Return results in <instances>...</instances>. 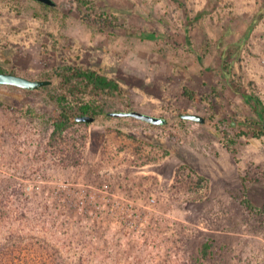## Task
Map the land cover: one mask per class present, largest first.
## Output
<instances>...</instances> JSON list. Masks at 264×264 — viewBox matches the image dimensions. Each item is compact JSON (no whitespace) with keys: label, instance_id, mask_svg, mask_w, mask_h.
Masks as SVG:
<instances>
[{"label":"rangeland","instance_id":"1","mask_svg":"<svg viewBox=\"0 0 264 264\" xmlns=\"http://www.w3.org/2000/svg\"><path fill=\"white\" fill-rule=\"evenodd\" d=\"M92 1L0 0L1 71L52 81L0 84V264H264V211L243 203L246 183L264 206V135L230 83L264 104V0ZM68 65L120 91L55 133L62 104L90 99L69 92ZM130 110L166 122L110 114Z\"/></svg>","mask_w":264,"mask_h":264},{"label":"trees","instance_id":"2","mask_svg":"<svg viewBox=\"0 0 264 264\" xmlns=\"http://www.w3.org/2000/svg\"><path fill=\"white\" fill-rule=\"evenodd\" d=\"M15 1L16 5H18L21 0H13ZM79 5L87 10H93L96 9V4L92 0H76ZM40 2V1H39ZM44 7L50 8L51 5L40 2ZM15 9L20 11L19 7L15 6ZM102 18V21L99 20L102 28H111L112 20L110 17L106 18L104 16H100ZM235 47H229L226 55V60L224 63L223 70L225 71V74L229 77L232 74V67H233V55L236 51H234ZM2 70V69H0ZM58 75L62 79V81L68 86L69 92L72 94L76 93H85L90 95V99L84 101L81 103L77 108H73L70 106H66L65 104H62V110L59 114L54 116V125H55V133L59 130L66 129L69 125L73 123L78 122H86V121H78L77 116L84 115V114H90V115H97L100 112L104 111L103 104L97 103L98 100L103 102L104 97L103 94H113L118 91H120V83L112 78H109L107 75L102 74L98 70L94 69H82L77 66H64L61 67ZM231 85L239 91L245 100L249 103H251L252 108L257 112L259 115V118L256 120H253L251 122L252 124V132L257 137H262L264 135V104L262 100L255 96L254 94H251L247 92L246 89L243 88L238 82L234 80H230ZM185 95L190 98L191 100H200V99H206L205 97L200 96L196 92L193 91L192 88L186 87L184 89ZM60 100L66 99L64 95L59 96ZM109 114V113H108ZM236 119V118H235ZM237 121V120H234ZM248 120L238 121L239 125H244ZM89 123V122H86ZM239 135H246L248 136L250 134L249 131L242 128L239 133ZM245 179V178H244ZM248 192V186L246 183H244V197H243V203L251 210L255 212H263V207H257L247 196ZM212 246L211 242L206 241L202 248V254L203 257L207 258L211 252L210 247Z\"/></svg>","mask_w":264,"mask_h":264},{"label":"water","instance_id":"3","mask_svg":"<svg viewBox=\"0 0 264 264\" xmlns=\"http://www.w3.org/2000/svg\"><path fill=\"white\" fill-rule=\"evenodd\" d=\"M40 2L49 4V5H55V0H38ZM52 81L49 79H32L28 78L26 76L13 73V72H7V71H1L0 70V84L4 85H13L25 89H38L40 87L46 86L51 84ZM110 114L115 116H133L138 119L144 120L146 122L152 123V124H163L166 122V119L164 117L155 116L149 113H145L139 110H130V111H112ZM185 119L194 120L198 122H206V117L197 114V113H191L187 112L182 115ZM78 121H86V122H93L95 120V116L90 114H84L77 116Z\"/></svg>","mask_w":264,"mask_h":264}]
</instances>
